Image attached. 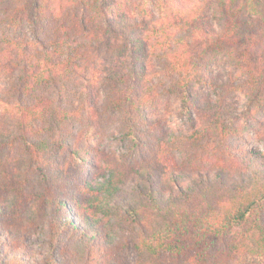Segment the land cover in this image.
<instances>
[{
    "label": "trees",
    "instance_id": "trees-1",
    "mask_svg": "<svg viewBox=\"0 0 264 264\" xmlns=\"http://www.w3.org/2000/svg\"><path fill=\"white\" fill-rule=\"evenodd\" d=\"M53 1L0 0V264H124L129 243L136 264H264V153L226 120L234 91L264 110V0H148L154 42L115 0ZM165 94L187 130L151 120Z\"/></svg>",
    "mask_w": 264,
    "mask_h": 264
},
{
    "label": "rangeland",
    "instance_id": "rangeland-1",
    "mask_svg": "<svg viewBox=\"0 0 264 264\" xmlns=\"http://www.w3.org/2000/svg\"><path fill=\"white\" fill-rule=\"evenodd\" d=\"M47 4L51 2H55L53 0H46ZM190 1L191 4L196 3L198 0H187ZM139 6H142L144 8H149L153 12L154 15L157 17H160L161 13L158 10V7L155 6L154 3L149 2L148 0H115L114 1V11L117 15L124 16L125 14H129L131 16H135L139 19L140 23L142 24V29L140 32L142 34H146V36L149 38L151 42H154L156 38L161 40H164L161 36L163 34L162 30V23L164 21L162 20L160 24H155L152 21V18L149 19L148 16L141 15ZM215 5L210 8L211 16H214L216 14L215 12ZM256 20L255 24L258 26L260 24V21L257 18H254ZM168 26L167 22H165ZM26 32L29 34V37L32 38L33 33L30 29H26ZM30 38V39H31ZM35 40V38H32ZM65 50H67L65 48ZM62 55V54H60ZM58 55V56H60ZM67 53L64 52V57L67 58ZM236 57H238V53L236 50ZM57 56V57H58ZM102 59L101 62V70L107 71L110 69V66L113 67L115 70L116 68H120V66L123 64V59H119L121 57L119 56H111L106 53H102V56L100 57ZM216 68L217 72H219V75L224 78V80H234L239 77L241 74L240 71H237L234 67H231L227 62H220L218 65L214 66ZM199 95L202 98H208L209 94L211 93V90H198ZM232 106L231 111L227 114L226 120L228 121H234L237 124H241L245 127V135L247 136L245 140L239 139V138H232L233 144H237L239 146H245L247 149H253L256 151H260L264 153V137L262 136V133L264 131V110L263 111H254V113L250 114V105L246 102L245 95L242 92H232L231 98L228 101ZM237 108L242 109L244 112H248L250 115L248 116L240 115L236 111ZM150 118L153 122H155L157 125L161 127H166L167 129H179L184 128V130L188 129L189 123L188 121L180 115L179 107L176 98L173 96H169L168 94L163 95L160 98V101L156 103L155 107L150 110ZM104 118V129L107 132H115L117 128V118L115 114H112V112L105 108L103 111ZM261 120V121H260ZM262 122V123H261ZM258 132L261 133V135H258ZM110 135V134H108ZM107 135V139H105V146L109 149L110 153L118 154L120 151H122L120 142L115 140L114 138ZM125 148L123 146V152ZM68 161V156L63 155L61 157V164L66 165ZM87 174L89 177H99V173H97L96 169L94 167H88L87 168ZM29 244L30 247H36L35 245V235L33 234L30 238ZM64 260L67 262V264H74L72 260L66 256H64ZM121 261L124 264H136L137 262V254L134 251L132 245L129 243L127 249L124 251ZM115 264V262H113Z\"/></svg>",
    "mask_w": 264,
    "mask_h": 264
}]
</instances>
